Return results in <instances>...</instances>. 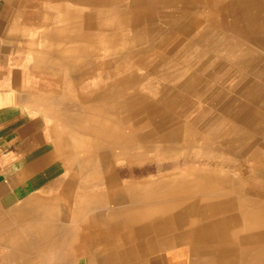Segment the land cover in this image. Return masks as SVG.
Returning a JSON list of instances; mask_svg holds the SVG:
<instances>
[{"label":"bare ground","instance_id":"1","mask_svg":"<svg viewBox=\"0 0 264 264\" xmlns=\"http://www.w3.org/2000/svg\"><path fill=\"white\" fill-rule=\"evenodd\" d=\"M88 1L94 6L91 32L62 17L42 35L45 61L53 70L65 77L74 70L75 80L92 78L89 83L94 86L86 122L73 132L75 155L67 174L56 191L40 199L64 203L78 199L79 205H95L96 214L108 223L107 250L116 251H110V264L140 263L137 249L143 240L156 228H172L173 219L187 223L184 227L200 239L206 236L202 246L211 253L207 264H264V154L256 149L248 152L250 143L241 144L235 156L248 164L246 172L238 170L217 133L207 136L190 130L179 100L166 101L171 85L190 71L211 74L221 68L219 61L211 60L218 48L214 37L233 29L245 31L235 21L242 18L240 13L236 10L231 17L228 8L247 6L250 31L264 37V0ZM171 5L174 9L166 11ZM59 8L63 13L75 12L66 3ZM183 8H203L206 16ZM87 9L78 13L87 17ZM208 20L212 23L205 25ZM175 33L183 37H171ZM189 41L198 44L192 51ZM180 50L182 55L190 54L191 63L173 55ZM261 113L264 116V110ZM150 164L156 165V171L144 177L123 178L119 172ZM51 223L39 230L42 238L55 246L58 230L60 238L55 241L65 244L69 232ZM97 234L95 230L96 239ZM52 250L47 255L53 256Z\"/></svg>","mask_w":264,"mask_h":264},{"label":"crops","instance_id":"2","mask_svg":"<svg viewBox=\"0 0 264 264\" xmlns=\"http://www.w3.org/2000/svg\"><path fill=\"white\" fill-rule=\"evenodd\" d=\"M65 3L75 12L63 13L59 6ZM174 5L167 6L166 11L173 10ZM92 8L88 0H0V253L3 264H110L111 254L116 252L107 250L108 223L96 214L95 205L89 202L79 205L78 199L67 203L63 199H40L56 191L67 174L71 156L75 155L73 132L86 122L84 118L93 100L90 92L94 86L89 83L93 82L92 78L84 76L82 83L75 80L78 74L74 70L66 73V77L53 70L45 61L48 54L43 37L47 28L62 17H69L71 24L91 32L95 22ZM85 9L89 13L87 17L78 13ZM200 10L183 8V11L196 12L200 18L206 16L205 10ZM227 11L233 12L231 17L235 11L240 13L242 18L235 21L245 31L233 29L230 34L222 32L214 37L213 45L218 48L213 51L211 60L219 61L221 68L210 71L211 74L190 71L171 85L173 91L166 96V101L169 104L179 100L190 130H200V134L207 136L217 133L218 138L226 142L222 143L225 153L234 158L236 168L246 172L248 163L239 162L235 156L239 153L238 147L250 143L248 152L256 149L264 154V116L261 113L264 110V37L259 33V37H255L250 31L247 6L238 4ZM208 23L212 22L208 20L205 25ZM173 36L183 37L179 33ZM187 44L192 45V42ZM193 44L191 51L198 46ZM181 51L173 55L192 61L190 54L182 55ZM227 72L236 74L226 86L228 89L220 87L215 91L222 115L207 117L200 106H195L198 113L192 116L190 111L196 102L189 97L191 93H205L211 87L206 86L208 76L221 78ZM231 91L236 94L230 95ZM79 101L84 107L80 108ZM232 146L235 154L231 152ZM96 220L99 221L97 228ZM50 221L53 227L69 232L68 242L56 243L60 238L58 230L53 239L55 246L50 245L52 240L44 241L39 230ZM170 224L172 228H156L148 234L136 248L140 263L135 264H207L211 253L202 246L207 241L206 236L200 239L193 235L183 221L173 219ZM51 249L53 256L47 255ZM40 259L44 261L40 263Z\"/></svg>","mask_w":264,"mask_h":264},{"label":"rangeland","instance_id":"3","mask_svg":"<svg viewBox=\"0 0 264 264\" xmlns=\"http://www.w3.org/2000/svg\"><path fill=\"white\" fill-rule=\"evenodd\" d=\"M233 72H236V71L233 70ZM234 75L236 74L230 75L227 72L221 78L219 77L211 78L208 76L207 77L208 81H207L206 86H211V87H208L205 93L204 91H194L193 93H191V96H189L191 100L196 102L195 105L192 107L190 114L192 116L196 115L198 113V109H196L195 106H200V108L203 109V113L205 112L207 117H214V116L222 115V111L220 110L221 108L219 107V103L215 100V97L217 95V92L215 91L217 88L219 89L220 87L228 89L226 86H229V83L231 82V80L233 81ZM261 81H263L262 78H261ZM229 94L230 95L236 94V92L231 91L229 92ZM155 168H156L155 164H152V165L150 164L145 167L140 166V165H134L128 168L119 169V172L123 178H138V177H144V176L149 175L152 172V170L156 171Z\"/></svg>","mask_w":264,"mask_h":264},{"label":"built area","instance_id":"4","mask_svg":"<svg viewBox=\"0 0 264 264\" xmlns=\"http://www.w3.org/2000/svg\"><path fill=\"white\" fill-rule=\"evenodd\" d=\"M0 264H3V263L1 262V253H0Z\"/></svg>","mask_w":264,"mask_h":264}]
</instances>
